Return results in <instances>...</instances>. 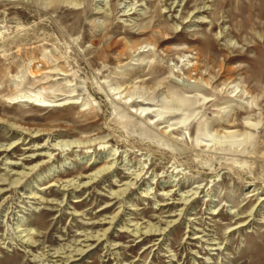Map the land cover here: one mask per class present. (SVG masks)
<instances>
[{
  "label": "rangeland",
  "instance_id": "1",
  "mask_svg": "<svg viewBox=\"0 0 264 264\" xmlns=\"http://www.w3.org/2000/svg\"><path fill=\"white\" fill-rule=\"evenodd\" d=\"M0 264H264V0H0Z\"/></svg>",
  "mask_w": 264,
  "mask_h": 264
},
{
  "label": "bare ground",
  "instance_id": "2",
  "mask_svg": "<svg viewBox=\"0 0 264 264\" xmlns=\"http://www.w3.org/2000/svg\"><path fill=\"white\" fill-rule=\"evenodd\" d=\"M182 103H183V102H182ZM41 106H43V105H41ZM31 158H32V157H31ZM13 166H17V164H13ZM98 172H99V171H98ZM1 181L4 182L5 180H2V179H1ZM25 237H26V236H25ZM96 237H97V236H96ZM95 240H96V239H95ZM97 241H98V239H97ZM27 242H28V241H27ZM82 254H83V252H82ZM78 255H79V254H78ZM80 255H81V254H80ZM69 259H70V258H68V260H69ZM39 262H40V261H39ZM46 262H47V261H46Z\"/></svg>",
  "mask_w": 264,
  "mask_h": 264
}]
</instances>
